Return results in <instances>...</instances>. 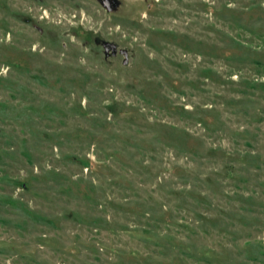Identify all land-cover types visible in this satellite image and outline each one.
<instances>
[{
	"label": "rangeland",
	"instance_id": "obj_1",
	"mask_svg": "<svg viewBox=\"0 0 264 264\" xmlns=\"http://www.w3.org/2000/svg\"><path fill=\"white\" fill-rule=\"evenodd\" d=\"M122 2L0 0V264H264V0Z\"/></svg>",
	"mask_w": 264,
	"mask_h": 264
},
{
	"label": "flooded vegetation",
	"instance_id": "obj_2",
	"mask_svg": "<svg viewBox=\"0 0 264 264\" xmlns=\"http://www.w3.org/2000/svg\"><path fill=\"white\" fill-rule=\"evenodd\" d=\"M35 1H39L40 3L42 4H45L47 2V0H35ZM100 3V5L106 10L108 11L109 13H117L121 10L122 6H123V2L122 0H96ZM105 42H108V41H105V40H100L98 41V44L100 46H102V48L104 49V43ZM112 43V42H111ZM105 51V49H104ZM119 51H121L119 49ZM120 54V53H119ZM118 54V55H119ZM118 55L116 57H118ZM114 57V58H116ZM111 58V57H110Z\"/></svg>",
	"mask_w": 264,
	"mask_h": 264
},
{
	"label": "water",
	"instance_id": "obj_3",
	"mask_svg": "<svg viewBox=\"0 0 264 264\" xmlns=\"http://www.w3.org/2000/svg\"><path fill=\"white\" fill-rule=\"evenodd\" d=\"M105 55L106 58L116 57L119 53L124 56V65L129 64L130 56L127 50L119 51V45L116 43L105 42L104 43Z\"/></svg>",
	"mask_w": 264,
	"mask_h": 264
}]
</instances>
